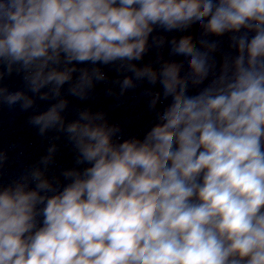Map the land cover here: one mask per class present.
I'll return each mask as SVG.
<instances>
[{
    "label": "clouds",
    "instance_id": "9594fccd",
    "mask_svg": "<svg viewBox=\"0 0 264 264\" xmlns=\"http://www.w3.org/2000/svg\"><path fill=\"white\" fill-rule=\"evenodd\" d=\"M196 24L205 51L191 35L170 41L185 75L176 62L132 63L150 37L164 45L157 29ZM210 36L234 52L218 70L209 53L221 41ZM117 62L171 102L143 139H121L104 113L66 124L62 98L32 115L42 136L68 135L77 167L66 183L34 167L0 185V264H264V0H0V65L23 72L40 99L60 97L77 64ZM104 79L80 69L70 92L84 99ZM134 86L125 77L121 95ZM146 95L155 109L161 93ZM0 104L27 111L34 99L0 87ZM48 152L45 170L55 144ZM7 159L0 151V170Z\"/></svg>",
    "mask_w": 264,
    "mask_h": 264
}]
</instances>
